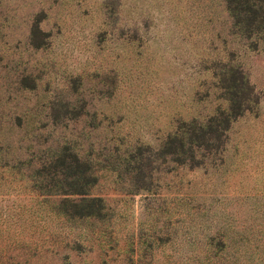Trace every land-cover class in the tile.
Returning <instances> with one entry per match:
<instances>
[{"label":"rangeland","instance_id":"rangeland-1","mask_svg":"<svg viewBox=\"0 0 264 264\" xmlns=\"http://www.w3.org/2000/svg\"><path fill=\"white\" fill-rule=\"evenodd\" d=\"M229 67L258 103L222 155L135 170L139 147L229 109ZM65 146L105 219H68L40 188ZM0 264H264V39L224 0H0Z\"/></svg>","mask_w":264,"mask_h":264},{"label":"trees","instance_id":"trees-1","mask_svg":"<svg viewBox=\"0 0 264 264\" xmlns=\"http://www.w3.org/2000/svg\"><path fill=\"white\" fill-rule=\"evenodd\" d=\"M224 1L236 29L248 39H264V0ZM220 88L222 97L229 103L228 110H218L204 123L197 120L184 122L159 149L139 147L137 156L144 159V155H148L147 163L134 169L146 175L145 167L150 172L156 169L159 161L169 159L176 166L198 168L209 156L222 155L234 121L258 102L253 85L240 68L229 67L220 77ZM39 173L45 179L38 181L40 188L48 189L50 195L57 192L64 198L62 215L71 220L106 218L105 200L91 193L99 178L92 164L83 160L71 147L65 146L60 155Z\"/></svg>","mask_w":264,"mask_h":264}]
</instances>
